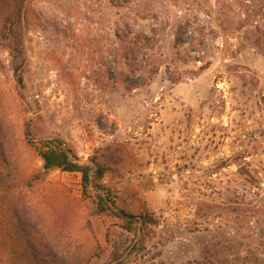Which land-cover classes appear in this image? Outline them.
Segmentation results:
<instances>
[{
	"label": "rangeland",
	"instance_id": "1",
	"mask_svg": "<svg viewBox=\"0 0 264 264\" xmlns=\"http://www.w3.org/2000/svg\"><path fill=\"white\" fill-rule=\"evenodd\" d=\"M48 139L95 186L44 168ZM0 264H264V0H0Z\"/></svg>",
	"mask_w": 264,
	"mask_h": 264
},
{
	"label": "trees",
	"instance_id": "2",
	"mask_svg": "<svg viewBox=\"0 0 264 264\" xmlns=\"http://www.w3.org/2000/svg\"><path fill=\"white\" fill-rule=\"evenodd\" d=\"M1 33L2 39L7 41V47L9 48L14 63V72L16 73L17 81L18 83H22L21 72L26 58L18 17H5ZM38 154L42 159L44 168L56 167L68 172H78L80 174L83 192H85L95 180L101 178L103 175V168L95 160L92 159L90 163H80L73 151L60 140L48 139L42 141L41 146L38 149ZM95 198L96 211L100 213L109 211V214H112L123 221V228L128 232L132 231L134 228L133 224L138 222H140V224L155 222L146 208L143 211H140L138 215H132L124 209L117 207L113 199L108 203L104 193L99 190L96 191ZM10 211L20 230H30L29 223L24 216L23 206L18 200L11 203ZM26 245L28 249H30L32 256L34 258L37 257L39 249L29 237H27Z\"/></svg>",
	"mask_w": 264,
	"mask_h": 264
}]
</instances>
